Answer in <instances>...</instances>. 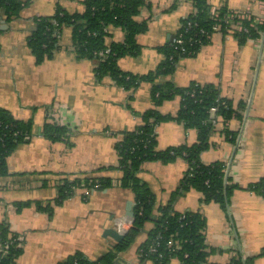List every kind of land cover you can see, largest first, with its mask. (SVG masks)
I'll return each instance as SVG.
<instances>
[{
    "label": "crops",
    "instance_id": "1",
    "mask_svg": "<svg viewBox=\"0 0 264 264\" xmlns=\"http://www.w3.org/2000/svg\"><path fill=\"white\" fill-rule=\"evenodd\" d=\"M207 1L212 8L225 7L248 13L246 19L264 21V0ZM57 4L69 12L85 8L83 0H30L19 15L0 25V107L18 119L33 120L30 140L7 157L9 173L0 175V225L8 221L23 239L16 264H58L76 251L98 259L119 243L104 232L116 228V219L127 216V203L135 200L131 189L119 184L122 173L116 167L115 145L121 132L142 123V113L153 106L148 81L133 92L110 76L98 81L95 62L76 57L71 27L63 28L53 57L36 63L27 37L34 18L53 14ZM193 11L192 0H146L135 16L138 22H147L136 37L140 52L120 57L118 66L140 74L155 69L164 58L159 46L173 41L182 19ZM110 32L109 42L125 37L121 27ZM159 81L178 87L210 83L231 101L236 114L218 120L201 159L225 161L237 187L225 209L218 201H202L203 193L195 187L174 193L189 167L184 158L147 161L138 176L153 192L155 208L172 204L177 211L205 216V241L215 250L204 264H227L237 252L258 254L264 247V196L247 186L264 177V31L245 40L215 31L196 54L180 57L174 71ZM180 104L181 96L176 95L157 108L175 115ZM50 121L66 124L68 137L57 141L45 137L42 127ZM225 128L236 133L235 142L225 137ZM156 130L158 149L198 140L195 128L175 119L159 123ZM87 173L110 177V186H81L57 201L63 178ZM17 202L30 203L18 209ZM151 225L148 222L128 248L116 252L113 264H154L138 252ZM169 264L181 261L173 257ZM250 264H264V256Z\"/></svg>",
    "mask_w": 264,
    "mask_h": 264
},
{
    "label": "trees",
    "instance_id": "2",
    "mask_svg": "<svg viewBox=\"0 0 264 264\" xmlns=\"http://www.w3.org/2000/svg\"><path fill=\"white\" fill-rule=\"evenodd\" d=\"M194 11L182 19L175 40L159 46L164 54L159 65L146 73L125 71L118 66V59L124 55H136L140 52L137 34L145 31L147 22H138L135 16L140 12L146 0H83V11L69 12L57 4L51 15L36 16L35 26L27 37V43L35 56L36 63L53 57L59 48V39L64 27H71L72 49L77 58H87L95 62V77L99 81L110 76L118 85L134 91L143 81L152 84V107L142 113V123L133 129L121 132L116 142L119 155L117 168L121 170L119 184L129 188L134 194L133 225L122 241L109 249L98 259H91L82 251L70 254L58 264H113L117 251L128 248L146 224L152 225L147 230V237L140 244L138 252L142 259H151L154 264H169L173 257H178L181 264H204L215 250L205 241L206 218L199 211H177L172 204L155 208V197L148 185L140 179L138 172L147 161L160 160L170 162L178 157L188 162V169L174 193L195 187L202 191V201H218L228 208L231 193L237 187L228 173L227 163L215 160L205 163L201 153L211 146L210 136L215 127L210 119V107L216 105L218 114L224 121L236 114L231 101L222 97L219 90L210 83L192 82L185 87H178L167 81H159L162 75L174 71L177 60L183 56H192L204 44L208 43L214 32V26L220 24L224 31L238 18L225 7L212 12L207 0H192ZM30 0H0V25L3 20L10 21L29 4ZM254 18L243 19L247 30H235L240 40L248 37L257 38L264 31V21L255 22ZM112 27H121L125 37L121 41L107 40ZM1 31V28H0ZM181 96V104L175 115L163 114L158 106L173 96ZM132 97V95H130ZM175 119L188 128H195L198 140L193 144L157 148V125L163 121ZM66 124L56 121L46 122L42 133L49 140H64L70 133ZM225 137L233 142L237 135L229 129L224 130ZM33 134L32 119H18L8 109L0 107V175L8 174L7 157L20 143L30 140ZM112 167V166H110ZM109 167V168H110ZM106 188L111 178L95 176L90 173L65 177L59 185L58 202L72 195L81 186ZM248 189L264 196V177L250 183ZM30 202H17L18 209ZM171 241L172 243H169ZM23 239L13 231L8 221L0 225V264H16L22 252ZM155 247L150 252L149 248ZM264 256L262 250L251 256L237 252L227 264H250L256 257Z\"/></svg>",
    "mask_w": 264,
    "mask_h": 264
},
{
    "label": "built area",
    "instance_id": "3",
    "mask_svg": "<svg viewBox=\"0 0 264 264\" xmlns=\"http://www.w3.org/2000/svg\"><path fill=\"white\" fill-rule=\"evenodd\" d=\"M212 12H216L217 9L212 8ZM236 16L238 19L234 22H232L230 25H226V31L223 30V28L221 27L220 24H216L214 26V32L215 31H224L225 33L229 32V33H234L235 30H247V27L244 26L243 24V19L245 18H249V14L248 13H241L240 11H231V14L228 15V17H233ZM173 40H175L178 43L182 42L181 38H177L175 37ZM218 108L216 105L211 106L209 111H210V119L212 121V123L214 124V126L217 125L218 120L220 118H222L219 114H218ZM95 187H98L99 184L96 182ZM133 225V217L132 216H123V217H118L116 219V229L122 233V234H126L128 232V230L130 229V227ZM169 243H172L171 241H169ZM150 252L155 251V247L151 246L149 248Z\"/></svg>",
    "mask_w": 264,
    "mask_h": 264
},
{
    "label": "water",
    "instance_id": "4",
    "mask_svg": "<svg viewBox=\"0 0 264 264\" xmlns=\"http://www.w3.org/2000/svg\"><path fill=\"white\" fill-rule=\"evenodd\" d=\"M134 203L129 201L127 203V215L132 216L134 215L133 212ZM104 235L113 237L116 241L120 242L124 239L125 234L120 233L116 228H107L104 232Z\"/></svg>",
    "mask_w": 264,
    "mask_h": 264
}]
</instances>
